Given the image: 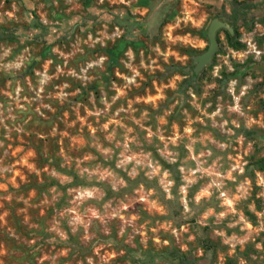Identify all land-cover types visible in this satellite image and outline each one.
Wrapping results in <instances>:
<instances>
[{
    "label": "rangeland",
    "instance_id": "1",
    "mask_svg": "<svg viewBox=\"0 0 264 264\" xmlns=\"http://www.w3.org/2000/svg\"><path fill=\"white\" fill-rule=\"evenodd\" d=\"M258 65L264 0H0V264H264Z\"/></svg>",
    "mask_w": 264,
    "mask_h": 264
},
{
    "label": "water",
    "instance_id": "2",
    "mask_svg": "<svg viewBox=\"0 0 264 264\" xmlns=\"http://www.w3.org/2000/svg\"><path fill=\"white\" fill-rule=\"evenodd\" d=\"M218 25V22L215 20L211 23L209 30H208V37H209V46L207 48V50L198 55L196 57L198 66H201L202 64L208 62L211 58L212 53L214 52L215 48H216V41H215V29ZM259 70H261L262 72H264V65H258Z\"/></svg>",
    "mask_w": 264,
    "mask_h": 264
}]
</instances>
